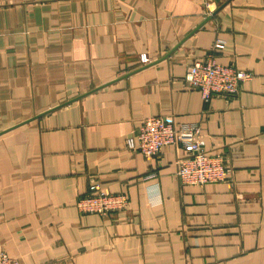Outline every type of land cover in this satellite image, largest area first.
Returning a JSON list of instances; mask_svg holds the SVG:
<instances>
[{"label":"crops","instance_id":"obj_1","mask_svg":"<svg viewBox=\"0 0 264 264\" xmlns=\"http://www.w3.org/2000/svg\"><path fill=\"white\" fill-rule=\"evenodd\" d=\"M211 55L253 79L205 102L185 76ZM154 116L198 124L231 181L182 185L179 145L129 149ZM93 184L128 209L81 214ZM1 251L20 264H264V0H0Z\"/></svg>","mask_w":264,"mask_h":264},{"label":"built area","instance_id":"obj_2","mask_svg":"<svg viewBox=\"0 0 264 264\" xmlns=\"http://www.w3.org/2000/svg\"><path fill=\"white\" fill-rule=\"evenodd\" d=\"M225 43L218 40L215 48L223 49ZM142 64L151 63L147 54H141ZM253 79L251 72L217 62L214 56L195 62L188 68L185 82L189 88L200 92L205 102L217 96H235L241 86ZM179 145L186 155L178 162L177 178L182 185L204 186L228 183L232 178V167L224 156L208 154L204 149L202 129L198 124L186 123L176 127L167 117L145 118L137 132L127 139L131 150L139 151L146 158H159L167 146ZM126 194L104 193L98 184L89 187L88 193L79 199L77 209L81 214L107 216L128 209ZM0 264H20L7 253L0 252Z\"/></svg>","mask_w":264,"mask_h":264}]
</instances>
